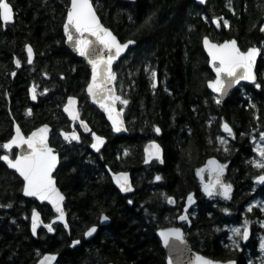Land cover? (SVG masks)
I'll use <instances>...</instances> for the list:
<instances>
[{
    "label": "trees",
    "instance_id": "obj_1",
    "mask_svg": "<svg viewBox=\"0 0 264 264\" xmlns=\"http://www.w3.org/2000/svg\"><path fill=\"white\" fill-rule=\"evenodd\" d=\"M7 2L15 15L11 25L4 27L0 21V144L11 138L15 122L24 134L44 124L52 128L49 143L60 156L56 178L66 198L69 231L55 224L51 236L40 230L32 238L33 209L44 223L55 216L47 205L24 198L22 182L0 161V264H35L47 253L58 255L56 264H165L155 232L177 224L189 193L196 205L180 226L191 248L213 260L244 264L230 243L228 228L245 219L253 227L264 219L257 208L247 211L257 197L264 200V186L255 184L264 169L251 163L256 155L253 140L264 131V0H231V8L229 0H208L204 7L194 0H92L104 26L121 42L134 41L114 65L117 93L129 101L121 104L128 134L120 136L89 104L84 92L89 69L64 45L62 24L69 0ZM204 37L216 43L235 39L241 50L261 49L256 66L261 87L241 85L217 104L206 88L212 73L202 50ZM25 45L34 51L31 65ZM145 66L156 70L155 80ZM31 87L35 104L28 96ZM70 96L79 99L81 118L105 138L103 158L90 151L88 137L64 145L60 132L69 129V122L62 107ZM222 123L232 128L234 138ZM217 136L227 144L221 145ZM150 141L162 146V163L144 165L142 150ZM210 157L226 165L224 179L233 189L229 202L218 195L206 199L201 192L196 170ZM106 166L128 172L134 192L122 196ZM158 175L160 180L155 179ZM162 194L173 197L175 205L169 206ZM102 213L109 217L106 227H99ZM93 225L97 234L85 241L83 234ZM74 240L78 247L71 246Z\"/></svg>",
    "mask_w": 264,
    "mask_h": 264
},
{
    "label": "snow or ice",
    "instance_id": "obj_2",
    "mask_svg": "<svg viewBox=\"0 0 264 264\" xmlns=\"http://www.w3.org/2000/svg\"><path fill=\"white\" fill-rule=\"evenodd\" d=\"M200 3H205V0H200ZM228 6L231 8V0H229ZM154 13L144 21V25H147L153 18ZM14 18V11L10 3L7 0H0V21L5 24L11 22ZM220 19H223L222 17ZM213 22H216L215 20ZM223 26L229 27V22L224 19ZM67 42H69L74 51L78 52L80 56L87 59L88 64L91 66V78L87 84V92L92 99L100 103L101 107L108 113L109 120L112 121L113 130L119 132L123 127V121L120 119L123 109L116 110L115 103L119 101L123 105H127L129 101L120 95H116L115 88L111 87L117 80V73L112 70L113 61L121 55L129 45L134 41L129 40L125 43L118 41L117 37L105 27L98 18L94 5L91 0H70V5L67 7L66 19L63 25ZM260 31L264 32V25H260ZM94 38V39H92ZM203 44L208 51L212 65V70L216 76L214 80L208 81V87L214 92L223 95L234 84L239 81H252L256 82V74L253 71L254 63L257 54L261 52L255 46L248 47L247 50H241L237 46V41L226 40L223 43H212L208 37L203 38ZM99 45V47H97ZM28 56V63L33 62V49L30 45H25ZM17 67L20 66V61L15 60ZM145 71L150 72L152 78L155 80L157 75L155 69L145 66ZM15 75V73H12ZM155 83L152 87L155 88ZM257 88H260L259 83L256 84ZM47 91V89H45ZM29 92L32 93V99H36L35 89L30 88ZM216 103L219 104L220 100L216 99ZM77 101L74 97H68V102L64 106V111L72 117L73 120L79 119V112L76 107ZM253 107H255L253 105ZM27 114H31V110H27ZM80 124L84 127L85 131H90L83 120H80ZM223 130L234 138L232 128L227 123H222ZM154 130L159 133L161 130L159 127H155ZM48 125H43L40 128L33 131L27 137L21 134L20 128H15V135L11 136L9 140L0 144V148L5 150L4 154H0V161H4L7 167L14 169L20 177L23 178V185L21 188L22 193L28 197H36L41 201H48L52 204L58 215L55 220H64L65 212L60 206L64 200V196L56 187L54 178L52 176L53 170L57 165V155L53 148L49 146L48 139ZM94 141L103 143V138L97 136L94 132L91 133ZM61 135L65 140H79V136L75 131L71 133L61 132ZM243 135V134H241ZM260 140L264 142V131L259 133ZM217 141L221 145H226L227 140L222 136H217ZM98 143H93L92 147L97 148ZM209 143H212L209 140ZM151 144V154L155 155L157 159H160V145L154 141ZM13 145L20 147L21 145H27V150L16 153L14 159L11 158L10 150ZM228 149L225 147L224 149ZM146 153H149V148L146 147ZM254 151L257 152L260 157L259 160H253L251 163L253 167L258 169H264V143L258 144ZM127 155V151L125 152ZM147 163V159L145 161ZM163 161L161 160V163ZM208 171L212 176V180L208 184H202V190L208 196L221 195L225 199H230L232 185L225 183L222 179L226 165L220 164L215 159H210L207 162ZM205 169H197V176H201ZM116 183L120 186L122 192L131 191V185L128 182V174L126 172L114 174L113 177ZM156 180H160L158 175ZM258 182H264V173L255 177ZM168 203H175L174 198L162 194ZM188 204L193 202V194L189 193ZM131 204L132 201L130 200ZM260 211L264 212V203L259 205ZM187 208V205H186ZM253 205L248 206L247 211H251ZM225 212L228 209H224ZM101 221H107L109 217L103 213L100 216ZM180 220H187L186 215H180ZM39 220V213L36 209L32 211V232L36 234L37 222ZM261 227H264V221H258ZM251 221L245 219L241 227H233L230 232L235 236H240L242 239H247L249 235L248 225ZM49 232L54 229L50 224L44 225ZM65 227H68L65 223ZM97 231V227L93 225L84 232V236H91ZM165 246L169 248H176L173 240L180 241L181 244L185 243L184 233L180 228L164 229L160 232ZM232 241L233 247L238 248V241L233 239V236H229ZM73 245L79 243L78 240H74ZM261 251L264 252V238L261 240ZM182 254L183 249H176ZM56 260L55 254H44L38 261V264H52ZM168 264H173V261L169 259ZM189 264H220V262L212 261L200 255H196L193 261H189ZM225 264H235V261L229 260Z\"/></svg>",
    "mask_w": 264,
    "mask_h": 264
},
{
    "label": "water",
    "instance_id": "obj_3",
    "mask_svg": "<svg viewBox=\"0 0 264 264\" xmlns=\"http://www.w3.org/2000/svg\"><path fill=\"white\" fill-rule=\"evenodd\" d=\"M120 1H122V2H133L134 0H120ZM91 2H92V0H91ZM194 2H195L198 6H200V7H204L205 4L208 2V0H205V3H203V4L200 3V0H194ZM92 3H93V2H92ZM69 5H70V0H69ZM93 5H94V4H93ZM94 8H95V6H94ZM95 11H96V9H95ZM96 12H97V11H96ZM66 14H67V12H66ZM66 14H65L64 22H65V19H66ZM14 15H15V14H14ZM97 15H98V14H97ZM98 18L100 19L99 16H98ZM13 21H14V18H13V20H12L11 22H8V23H6V24H5L4 22H2V21H1V23H2V25L5 27V26H7V25H11V24L13 23ZM100 21H101V19H100ZM64 22H63V24H62V34H63V38H64V45H65V47L67 48V50L70 51V53H71L72 55H74L76 58L81 59V60H83V61L85 62L86 66H87L88 69H89V79H88V82H89V80H90V78H91V66L88 64L87 59H86L85 57L80 56L78 52L74 51L72 45H71L69 42H67V37L65 36L64 28H63ZM101 23H102V22H101ZM102 24H103V23H102ZM215 24L218 25L217 22H215ZM103 25H104V24H103ZM105 27H106V26H105ZM108 29H109V28H108ZM109 30H110V29H109ZM110 31H111V30H110ZM111 32H112V31H111ZM112 33H113V32H112ZM113 34H114V33H113ZM114 35H115V34H114ZM115 36H116V35H115ZM116 37H117V36H116ZM92 39H94V38H92ZM117 39H118V37H117ZM209 40H210V39H209ZM231 40H233V39H231ZM118 41L121 42L119 39H118ZM225 41H226V40H225ZM125 42H127V41H125ZM125 42H121V43H125ZM210 42H212V41L210 40ZM223 42H224V41H223ZM223 42H221V43H223ZM212 43H216V42H212ZM201 45H202L203 53H204V55L206 56V59H207V66H208V68L210 69V71H211V73H212V79H209V80H214L216 74H215V72L212 70V65L209 63L210 57H209V54H208L207 49L205 48V46H204V44H203V39H202ZM133 46H134V43L131 44V45H129L128 48L125 49V51L122 52L121 55H120L119 57H117L116 60L113 61V65H112V70H113V71H114V65L120 60V58L124 57V56L126 55V53L128 52V50H129L130 48H132ZM237 46H238V44H237ZM97 47H99V45H97ZM238 47H239V46H238ZM257 48H258V47H257ZM258 49H259V48H258ZM246 50H247V49H246ZM25 54H26V57H27V63H28V56H27V50H26V48H25ZM259 58H260V52L257 54L256 60H255V63H254V67H253V71H254L255 74H256V66H257V63H258V61H259ZM33 60H34V51H33ZM28 64H29V63H28ZM31 64H32V63H31ZM31 64H29V65H31ZM256 77H257V74H256ZM209 80H208V81H209ZM208 81H206V88H207V90H208V91H209L214 97H216L217 99H219V100H220V103H224V102L227 100L229 94H230L232 91H234L235 89L239 88L241 85H250V86H251V85H255L256 82H257V79H256V82H252V81H244V80L239 81L237 84H234L230 89H228L227 92H226L225 94H223V95H220V94H218V93H214V92L208 87ZM88 82H87V84H88ZM87 84H86V86H85L84 92H85V95L87 96V98H88V100H89L90 105L93 106V107H94V108H95V109H96V110H97V111H98V112L104 117V119H105L106 123L109 125V127H110L112 133L115 134V135H117V136L128 134V130H127V126H126V122H125V118H124V109L119 107L120 102L117 101V102L115 103V108H116V110L123 109V112H121V115H120V119L123 121V127L121 128V130H120L119 132H117V131H114V130H113L112 121L109 120V118H108V113L104 110L103 107H101L100 103L94 101V100L92 99V97H90V96L88 95V92H87ZM111 87H114V88H115V93H116V95H118L117 90H116V81L114 82L113 85H111ZM31 88H33V87H31ZM34 89H35V88H34ZM35 95H36V91H35ZM28 96H29V100H30V103H31V104H35V103L37 102V95H36V99H32V93H30L29 90H28ZM70 97H74V96H70ZM74 98H75L76 101H77L76 107H77V110H78V112H79V119L73 120L72 117H70L69 114H68L67 112L64 111V106H65V104H67V102H68V97L66 98V100H65V104H64V106L62 107V113H63V115H64V116L67 118V120L70 122V131H68V133H71L72 131H75L76 134L79 136L78 131L74 128L75 125H77V126L79 127L80 132H81L82 134H84V135H91V145H90V149H91L92 152H94V153H98V152H99L100 150H102V148L104 147V145H105V139L102 137V138H103V143H98V142L94 141L93 136H92V134H91V133H92V130H91V128L88 126V124L84 121L85 124L87 125V127L90 129V131H85L84 127L81 126V124H80V120H82V119H81V117H80V103H79V100H78L76 97H74ZM44 125H47V124H44ZM17 126L19 127V125L15 122V123L13 124V128H12V132H13V133H12V136L15 135V128H16ZM41 126H43V125L38 126V127L35 128L34 130H32L31 132H29L27 135H25V134L22 132V130H21L20 127H19V128H20V130H21V134H22L23 136L27 137V136L30 135L33 131H35L36 129L40 128ZM51 132H52V128L48 125V133H47L48 143H49V141H50V135H51ZM95 134H96V133H95ZM60 135H61V134H60ZM96 135L99 136L98 134H96ZM61 137H62V139H64V137H63L62 135H61ZM99 137H101V136H99ZM64 140H65V139H64ZM65 141L69 144V143H72V142H75V141H78V140H71V139H69V140H65ZM150 142H152V141H150ZM150 142H148L147 144H145L144 147H143V150H142L144 165H149V164L152 163L153 161H156V162H159V163L161 162V160L163 161L164 152H163V148H162V146H161L158 142L154 141L156 144H159V145H160V159H157L155 155H152V154H151V144H150ZM93 143H98V147H97V148H93V147H92V144H93ZM49 146H50V143H49ZM50 147H51V146H50ZM146 147L149 148V150H150L149 153H146V151H145ZM52 148H53L54 152L56 153V155H57V157H58V159H57V165H56V168H55V169L53 170V172H52V176H53V178H54V182H55L56 187L59 189V187H58V185H57V180H56V178L54 177V175H55V173H56V171H57V169H58V167H59V164H60L59 152H58V150L55 149L54 147H52ZM3 150H4V149H3ZM12 150H16V153H20V152L26 151V150H27V145H21L20 147H16L15 145H13V147H12V149H11L10 151H12ZM4 151H5V150H4ZM13 159H14V158H13ZM146 159H147V163L145 162ZM210 159H215L217 162H219L220 164H222V163H221L217 158H215V157H210V158H208V159L204 162V164L202 165L201 168L205 169V171L202 173L201 176H198L199 179L202 181L203 184H208V183L210 182V180H212V176L210 175V173H209V171H208V165H207V162H208ZM1 163H3V164L5 165V167H6L10 172H13V173H14V174L20 179V181L22 182V185H23V178L20 177L19 174L16 173L14 169H10V168H8V167H7V164H6L4 161H1ZM201 168H200V169H201ZM107 172H108V175H109V177H110V179H111L112 184L114 185V187L118 190V192H119L122 196H127V195H130V194H132V193L134 192V186H133L132 178H131V175H130L128 172H126V173L128 174V182H129V184L131 185V189H132V190L129 191V192H122V191L120 190V186L116 183L115 179L113 178V177H114V174L122 173V172H125V171H122V172H112L109 168H107ZM224 175H225V170H224V173H223V176H222L223 181H224ZM224 182H225V181H224ZM256 182H257L259 185H261V186L264 185V182H258V181H256ZM59 191L61 192L60 189H59ZM201 192H202L203 196H204L206 199H210V198H213L214 196H216V195H213V196H208V195H206L205 192L202 190V188H201ZM61 193H62V192H61ZM232 193H233V189H232L231 194H230L231 198H232ZM21 194H22V196H23L24 198H26V199L34 200L38 205H43V204L47 205V206L49 207V209L52 211V213L54 214L55 217L58 215V213H57V212L55 211V209L53 208L52 204L49 203L48 201H41V200L37 199L36 197H28V196H25V195L22 193V191H21ZM62 195L64 196L63 193H62ZM220 196H221V195H220ZM221 197H222L226 202H229V201L231 200V198H230V199H225L223 196H221ZM65 200H66V198H65V196H64V200L61 202V205H60V206L64 209V212H65V208H64ZM174 201H175V199H174ZM167 203H168V202H167ZM168 204H169V206H171V207H173V206L175 205V203H172V204L168 203ZM186 205H187V208H186ZM195 205H196V200H195L194 198H193V202H192L191 204H188V200L186 199L185 202H184V206H183V210H182V215H186V216H187L188 213L190 212V210H191ZM32 211H33V210H32ZM36 211L39 213V220H38V222H37V228H36V234H35V235H33V232H32V212H31V214H30V218H29V224H30V226H29V232H30V234H31V236H32L33 239H36V237H37V235H38V232H39V230H41V229L44 230V231H45L48 235H50V236L53 234L54 230H53L52 232H49L48 229L44 226V225H46V224H50L51 226H53L54 224H58V225H61L65 231H69V226H68V227H65V223H67V225H68L66 212H65V216H64V220H63V221L55 220V218H54V219H52L49 223H44V221H43V219H42V216H41L40 212H39L37 209H36ZM185 221H186V220H180V219H177V224L180 225V224H182V223L185 222ZM108 224H109V219H108L107 221H101V219H99V227H106ZM96 227H97V226H96ZM169 228H180V229L183 231V233H184V230H183L180 226H172V227L162 228V229H158V230L155 232V236H156L157 240L159 241L160 246H161V248H162V250H163V252H164V254H165V264H168L169 259H171V260L173 261V264H189V261H193L196 255H200V256H203V257H205V258H208V257L204 256L203 254H200V253L194 251V250L191 248V245H190V244L188 243V241L186 240L185 235H184V240H185V243H184V244H181L180 241H176V240H173V241H172V242L176 245V248H175V249H174V248H169V247L165 246V244L163 243V239H162V237H161V235H160V232H161L162 230H164V229H169ZM86 231H87V230H86ZM97 231H98V227H97ZM97 231L94 232L91 236H87V237H86V236H83V237H84V240H85V241H90V240H92V239L95 237V235L97 234ZM71 246H72L73 248H74V247H78V246H79V243L76 244V245H73V243H72ZM176 249H183L182 254H180ZM47 254H51V253H47ZM42 256H43V255H42ZM42 256H41V257H42ZM55 256H56V260L53 261L52 264H56V262H57L58 255L55 254ZM41 257H40V258H41ZM40 258H39V259H40ZM39 259L37 260V262H36L35 264H38ZM208 259H210V260H212V261H215V262H220V264H225V262H226V261H225V262H222V261L213 260V259H211V258H208ZM232 261H235V260H232ZM109 264H112V263H109ZM235 264H238V261H235Z\"/></svg>",
    "mask_w": 264,
    "mask_h": 264
},
{
    "label": "flooded vegetation",
    "instance_id": "obj_4",
    "mask_svg": "<svg viewBox=\"0 0 264 264\" xmlns=\"http://www.w3.org/2000/svg\"><path fill=\"white\" fill-rule=\"evenodd\" d=\"M85 63V62H84ZM87 97V96H86ZM79 100V99H78ZM89 102V100H88ZM80 103V102H79ZM90 104V103H89ZM93 107V106H92ZM80 112H81V105H80ZM81 117V116H80ZM82 119V118H81ZM83 120V119H82ZM84 121V120H83ZM69 122V121H68ZM89 126V125H88ZM90 127V126H89ZM77 131H78V134H79V140L78 141H75V142H79L82 138L84 137H88L89 140H90V145H91V135H84L80 132L79 130V127L77 125H75L74 127ZM70 131V122H69V129L67 131H63V132H68ZM62 132V131H61ZM60 132V134H61ZM94 132V131H92ZM112 132V131H111ZM95 133V132H94ZM97 134V133H96ZM27 135V134H25ZM51 136V135H50ZM61 136V135H60ZM100 136V135H99ZM102 137V136H101ZM104 138V137H103ZM62 139V137H61ZM105 139V138H104ZM62 141L64 142V145L66 146H70L71 144L75 143V142H72V143H67L64 139H62ZM105 143H106V140H105ZM90 148V146H89ZM2 151L5 153V151L2 149ZM91 151V149H90ZM13 152V157L11 158H14L15 157V154H16V150H12L10 151V154ZM92 152V151H91ZM102 150H100L98 153H95V154H98L100 156V158H103V155H101ZM3 153V154H4ZM59 159H60V156H59ZM144 162V161H143ZM59 167H60V164H59ZM59 167L57 169V171L59 170ZM107 166L105 167V170H106V174L108 175V172H107ZM56 171V173H57ZM54 177L56 178V174L54 175ZM108 178L111 182V179L108 175ZM57 180V178H56ZM112 184V182H111ZM256 184V187H259V185L255 182ZM113 185V184H112ZM114 186V185H113ZM115 188V187H114ZM116 189V188H115ZM117 190V189H116ZM256 190V188H255ZM118 191V190H117ZM256 200H262L264 201L263 199H259L258 197L256 198ZM185 202V201H184ZM183 206H184V203H183ZM182 210H183V207H182ZM191 211V210H190ZM182 215V214H181ZM189 215V213H188ZM187 215V217H188ZM178 219V218H177ZM187 221V220H186ZM185 221V222H186ZM183 222V223H185ZM177 223V221H176ZM182 223V224H183ZM180 224V225H182ZM179 224H176L175 226H180ZM181 227V226H180ZM182 228V227H181ZM249 235H248V238L247 239H241L238 243L239 247L236 248V251L237 253L240 255V257H242L244 259V264H264V260H262V256L264 255V252L261 251V247L260 244H261V240L262 238H264V227H261V225L259 223H256V226H250L249 228ZM42 230V229H41ZM40 231V230H39ZM84 235V234H83ZM238 264H240V262H238Z\"/></svg>",
    "mask_w": 264,
    "mask_h": 264
},
{
    "label": "rangeland",
    "instance_id": "obj_5",
    "mask_svg": "<svg viewBox=\"0 0 264 264\" xmlns=\"http://www.w3.org/2000/svg\"><path fill=\"white\" fill-rule=\"evenodd\" d=\"M124 106V105H123ZM254 148H256V146L258 145V144H261V143H264V142H262L261 140H260V136H258L257 138H255L254 140ZM255 157H254V160H259L260 159V157L258 156V154H257V152L255 151ZM220 197V196H219ZM221 198V197H220ZM261 203H264V201H262V200H256V199H254L252 202H251V204L253 205V208H257L258 209V211L259 212H261L260 211V207H259V205L261 204ZM261 214H262V216L264 217V212H261ZM262 221H264V219L262 220ZM243 224V223H242ZM241 224V225H242ZM260 224V223H259ZM241 225H239V226H232V227H229L228 228V230L230 231V229L231 228H233V227H241ZM251 226V223L248 225V228ZM230 236H233V239H236L237 241H238V243H239V241L242 239L240 236H235L233 233H231L230 232ZM230 243L232 244V241L230 240ZM261 245V244H260ZM260 247V246H259ZM262 260H264V255L262 256ZM251 264V263H250Z\"/></svg>",
    "mask_w": 264,
    "mask_h": 264
}]
</instances>
